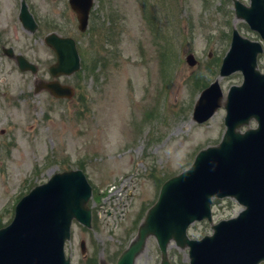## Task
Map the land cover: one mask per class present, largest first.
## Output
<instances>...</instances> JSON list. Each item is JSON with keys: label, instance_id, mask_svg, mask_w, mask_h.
Here are the masks:
<instances>
[{"label": "rangeland", "instance_id": "rangeland-1", "mask_svg": "<svg viewBox=\"0 0 264 264\" xmlns=\"http://www.w3.org/2000/svg\"><path fill=\"white\" fill-rule=\"evenodd\" d=\"M9 1L0 0V227L32 187L56 172L81 168L96 195L90 200L94 219L89 230L73 223L65 254L71 264H114L164 179L221 138L222 107L203 124L191 115L203 87L217 79L224 99L228 88L242 81L239 72L218 77L231 28L260 39L235 19L231 0H94L83 34L70 27L59 0H32L38 25L32 34L11 24ZM50 31L72 36L82 52L78 74L64 79L75 90L65 101L37 91L35 78L41 75L19 72L2 52L12 48L44 72L52 63L43 43ZM188 54L194 66L186 63ZM257 62L264 71V50ZM241 209L232 199H216L212 222L233 218ZM210 233L206 221L187 230L191 239ZM167 252L171 264H187V249L171 243ZM159 262L156 242L149 238L135 264Z\"/></svg>", "mask_w": 264, "mask_h": 264}, {"label": "water", "instance_id": "water-1", "mask_svg": "<svg viewBox=\"0 0 264 264\" xmlns=\"http://www.w3.org/2000/svg\"><path fill=\"white\" fill-rule=\"evenodd\" d=\"M233 2L235 17L264 40V0H250L249 6ZM69 3L77 13L79 29L84 31L92 0ZM48 40L57 55L51 67L53 76L75 72L79 61L73 41L54 35ZM259 52L258 43L243 39L233 29L219 76L240 71L243 80L241 85L229 88L223 103L226 114L222 139L218 145L200 150L189 168L163 183L156 203L116 264H133L149 236L157 241L161 264H169L166 247L170 240L180 248H189V264L264 263V73L256 69ZM17 60L19 68L25 70L27 62L20 56ZM186 61L190 66L195 64L191 55ZM48 87L55 97L70 98L73 93L59 83ZM221 98L214 81L200 93L193 121L208 120L221 106ZM251 119L256 128L240 132ZM90 194L91 188L79 170L56 173L33 188L16 205L11 224L0 230V264H69L63 244L69 238L72 219L90 226V210L86 207ZM224 197L234 198L243 210L213 225L211 236L189 240L187 226L195 220L211 221V199ZM81 249L83 252V242Z\"/></svg>", "mask_w": 264, "mask_h": 264}, {"label": "flooded vegetation", "instance_id": "flooded-vegetation-1", "mask_svg": "<svg viewBox=\"0 0 264 264\" xmlns=\"http://www.w3.org/2000/svg\"><path fill=\"white\" fill-rule=\"evenodd\" d=\"M59 1L63 4H66V2H67V0H59ZM9 3H11V5H9V7H10L11 12L13 13L10 17L11 24L18 23L21 26L19 19H18L21 11L28 12L33 17L32 0H10ZM69 18H70V22H68V24L70 25L71 28H73L74 27V21H75L76 17H75V14L73 13V11H71V10L69 13ZM22 29H23V27H22ZM13 31H15V29ZM15 44H16V39H15ZM24 48H26V46H24ZM50 65L47 66V68L45 69V73H43V76L46 77V80H39V83L41 85L45 84L44 82H47L50 80V75H49V66Z\"/></svg>", "mask_w": 264, "mask_h": 264}]
</instances>
